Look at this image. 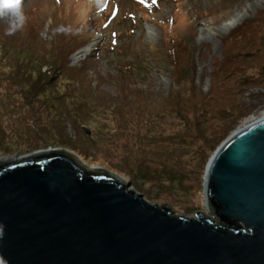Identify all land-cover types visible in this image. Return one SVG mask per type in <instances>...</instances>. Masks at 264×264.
I'll return each instance as SVG.
<instances>
[{"label": "rangeland", "instance_id": "obj_1", "mask_svg": "<svg viewBox=\"0 0 264 264\" xmlns=\"http://www.w3.org/2000/svg\"><path fill=\"white\" fill-rule=\"evenodd\" d=\"M263 10L264 0H20L24 22L19 28L7 34L8 21L0 17V123H5L3 130L9 136L0 144V156L18 157L59 147L129 177L123 163L130 166L129 152L139 150L142 139L164 141L176 133L190 134L188 137L194 140L184 143L187 149L179 150L164 142L159 149L151 146L144 152L137 151L135 157L139 161L138 157L145 153L140 161L156 163L158 157L152 155H164L160 152L163 150L168 155L161 159L184 176V183L174 187L155 180L146 183V193L155 197L151 201L131 187L152 203L193 215L204 212L203 175L200 177L197 163L203 156H211L242 120L264 109V55L257 57L259 50L255 49L246 52L251 56L236 59L237 70L226 77V91L237 95L229 99L216 95L213 107L217 115L211 120L204 114L205 124L196 126L194 113L211 90L212 60L221 59L223 40L236 28L255 20ZM235 13L247 18L226 32L223 24ZM59 25L87 39L85 48H76L65 60L67 67H81L80 74L72 77L70 90L81 93L82 99L69 92L62 95L72 96L84 108L83 124L89 129L81 128L83 138L61 110L65 135L59 136L49 129L46 118L29 112L33 106L26 108L29 100L20 94L24 92L19 85L21 76L42 72L48 79L52 75L49 64L54 68L60 65L63 44L57 40ZM165 33L192 48L191 59L175 68L173 76L164 52ZM4 37L9 39L1 41ZM79 50L83 52L77 55ZM183 66L187 67V78H178ZM118 67L125 71L122 73ZM46 92L48 99L57 104L61 101L51 87ZM178 97L185 98L173 109L182 113L187 122L177 117L151 118L172 107L167 98ZM11 126L14 133L8 130ZM60 137L67 138L75 148L59 146ZM36 140L47 148L27 150Z\"/></svg>", "mask_w": 264, "mask_h": 264}, {"label": "water", "instance_id": "obj_2", "mask_svg": "<svg viewBox=\"0 0 264 264\" xmlns=\"http://www.w3.org/2000/svg\"><path fill=\"white\" fill-rule=\"evenodd\" d=\"M202 194L193 215L66 149L0 156V264H264V118L216 148Z\"/></svg>", "mask_w": 264, "mask_h": 264}, {"label": "trees", "instance_id": "obj_3", "mask_svg": "<svg viewBox=\"0 0 264 264\" xmlns=\"http://www.w3.org/2000/svg\"><path fill=\"white\" fill-rule=\"evenodd\" d=\"M171 24L174 22V16L171 15ZM61 29H58V39H60V42L63 44L62 51V61L60 65H57L56 68L52 67V64H49L48 72H52V75L47 79V77L44 75V73L40 72L38 75L37 73L32 76L31 74H26L20 77L19 79V85L21 90L24 91L20 93L24 98L29 100L27 102L28 104H25L24 106L27 108V105L32 104L33 109L29 110V112L34 114H39V117L46 118L48 120L47 123H50L51 128L57 132V134L61 137H63L64 134V119H62V114H65L66 119L69 120L73 130L79 135L81 128L89 129L86 124H83L84 118V108L81 104H78L75 102L73 97H76L78 100L81 98V93H76L73 90H70L72 77L79 75L80 71L77 68H70L65 66V60L66 57L71 53V51H74L76 48L83 46L87 39L84 38L85 36L77 35L75 31L70 28V30H66L64 28V25H59ZM67 33V34H66ZM81 33V32H80ZM6 36V35H5ZM9 37H4L1 41H7ZM163 44H164V52L167 56V59L169 60L170 64V72L171 76L173 74H176L175 68H179V66L182 64L184 65L185 62L192 57V48L190 44H187L184 40H176L172 39V36L168 33L164 34L163 37ZM259 50L257 51V57H260L261 55H264V10L259 13L257 17H255V20L249 21L246 24L241 25L240 27L233 30L224 40H223V54L221 59H213V67L211 72V90L209 93L204 96L203 103H201V107L195 111L194 114L197 116L194 117V124L200 125L205 124V115H209V120H211L215 115H217L216 109L213 107V103L215 104V100L213 99L216 95L221 94L222 98L229 97L234 98L237 94L232 96V93H229L226 91V77L235 72L237 70L235 62L236 59L239 57H242L243 55L247 54L246 52H252L253 50ZM261 49V51H260ZM248 55V54H247ZM246 56V55H245ZM251 56V55H248ZM120 64H123L120 62ZM48 65V64H47ZM84 65V64H82ZM186 66H183L179 73L177 74L178 78H187V72H186ZM122 73L125 71L123 68H119ZM262 75L258 76L259 78ZM35 77V78H34ZM48 80V81H47ZM176 79H173V82H175ZM47 81V82H46ZM177 81V80H176ZM59 82H61V86H59ZM248 83V81H246ZM23 86V87H22ZM52 88L57 93L58 98H60V102H57L48 99L49 95L47 94V88ZM221 88V89H219ZM194 88L190 86V91H192ZM66 92H69V95L63 97L62 95ZM73 92V93H72ZM220 92V93H219ZM212 93V95H211ZM50 94V93H49ZM80 95V96H78ZM176 96L173 94V97ZM213 96V97H212ZM172 97V96H171ZM185 97H178L176 99H169L167 98L166 102L171 105L172 107L165 113L161 115H155L153 113V109H151V112L154 114L151 118L157 119L159 116L164 117H177L178 120L187 122L186 117H183V114L179 111H175L173 109L174 106H178L181 100H183ZM24 99V100H26ZM44 100V101H43ZM65 100V101H64ZM165 103V102H164ZM57 104V105H56ZM175 108V107H174ZM61 110V113H60ZM27 111V110H26ZM216 113V114H215ZM186 116L188 114H185ZM149 117L147 124L149 125V122L151 120ZM199 119V120H198ZM21 122H24V124H27L30 126V123L26 120L21 119ZM8 120H6L7 122ZM38 123V121H36ZM34 123V125H36ZM5 123H0V144L2 141L6 140L8 134L3 130ZM11 126L8 130H11L14 133V127ZM33 131H37L36 129H32ZM80 131V132H79ZM82 133V132H81ZM190 134H187L184 136V133H176L174 135L169 136L164 141H157L153 137L149 140L144 141L141 140L139 146V150L142 152L146 151V148H150L151 146L154 148H161L162 146H158L160 143H167L169 145L180 147L179 150L187 149L188 145L184 144L185 142L190 141L193 139V137H188ZM14 137V134L11 135ZM58 136V138H59ZM193 136V135H192ZM59 143H57L59 146L63 147H71L75 148V145L73 146V143H69L68 139H61ZM11 138V137H10ZM83 138V137H80ZM163 136L159 137V139H162ZM10 141V140H8ZM44 144H39V140H36L34 144L28 145L27 150H36V149H45ZM0 149H3L0 147ZM138 149L135 151L129 152V164L130 166H126L124 163L123 165L125 168L123 169L126 174L129 175L131 180V186L138 192L144 194V196L148 200H155V197L149 196V194L146 193L144 189V185L151 181H159L161 185L164 183H168L170 186H175L184 183L186 180L183 175L179 174L178 171L169 168V164L166 161H163L161 158H165L164 155H168V153L161 150L160 152L164 155H158L157 153L151 154L152 157L156 156L158 157V161L153 163L145 160L140 161L141 157L145 155L142 154L138 157L137 161L135 159L136 152L139 151ZM29 152V151H28ZM128 154V153H126ZM160 154V153H159ZM173 156V155H171ZM211 156L205 155L203 156L202 160L197 163V169L199 170L200 177L204 175L205 168L207 165V162ZM199 157H197L198 159ZM135 166H137L135 168ZM135 168V169H134ZM139 168V169H138ZM122 171V172H123ZM203 179V178H202Z\"/></svg>", "mask_w": 264, "mask_h": 264}, {"label": "clouds", "instance_id": "obj_4", "mask_svg": "<svg viewBox=\"0 0 264 264\" xmlns=\"http://www.w3.org/2000/svg\"><path fill=\"white\" fill-rule=\"evenodd\" d=\"M0 17L8 21L7 34L19 28L24 22V16L20 12V0H0Z\"/></svg>", "mask_w": 264, "mask_h": 264}, {"label": "bare ground", "instance_id": "obj_5", "mask_svg": "<svg viewBox=\"0 0 264 264\" xmlns=\"http://www.w3.org/2000/svg\"><path fill=\"white\" fill-rule=\"evenodd\" d=\"M246 18H247L246 15H241V14L235 13V14H233V15L229 18L228 21L224 22V24H223V29H224L226 32H228V31L234 29L237 25H239V24H240L242 21H244ZM204 33H206V31H205ZM82 52H83L82 50L79 51V53H78L77 55L81 54ZM262 118H264V109H262V110H260V111H256L255 114H253V115L249 116L248 118L242 120V121L240 122V126H238V127H237V128H236V129L230 134V135L236 133L237 131H239V130L245 128L246 126L250 125L251 123H254V122H256L257 120H260V119H262ZM230 135H229V136H230ZM94 163H96V162H94ZM96 164H99V165L105 167V166H104L103 164H101L100 162H97Z\"/></svg>", "mask_w": 264, "mask_h": 264}]
</instances>
